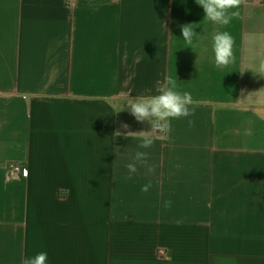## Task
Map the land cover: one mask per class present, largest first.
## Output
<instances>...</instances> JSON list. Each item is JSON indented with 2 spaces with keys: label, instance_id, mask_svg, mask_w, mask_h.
Returning a JSON list of instances; mask_svg holds the SVG:
<instances>
[{
  "label": "crops",
  "instance_id": "obj_1",
  "mask_svg": "<svg viewBox=\"0 0 264 264\" xmlns=\"http://www.w3.org/2000/svg\"><path fill=\"white\" fill-rule=\"evenodd\" d=\"M233 11L221 26L195 0H0V264H264V0ZM217 31L234 38L222 69ZM169 75L195 114L140 148L123 133L151 126L126 100ZM137 151L154 173H129Z\"/></svg>",
  "mask_w": 264,
  "mask_h": 264
},
{
  "label": "clouds",
  "instance_id": "obj_2",
  "mask_svg": "<svg viewBox=\"0 0 264 264\" xmlns=\"http://www.w3.org/2000/svg\"><path fill=\"white\" fill-rule=\"evenodd\" d=\"M195 2L203 8L205 20L226 26L239 16V12L233 11V9H238L242 0H195ZM192 25L185 24L181 26L182 37L188 45L193 44V37L197 35ZM212 41L216 67L222 69L233 63L235 57L233 54L234 38L232 35L227 31H217L213 35ZM259 73L264 74V62L260 64ZM177 89V80L169 75L163 83L157 82L158 94L151 96H129L126 102L130 114L137 122L143 123L147 121L151 128L149 131H126L123 133L124 138L139 139V147L148 149L153 145L154 139H164L172 131L171 120L194 116V109L189 107L193 104L191 93L186 91L181 93ZM121 110L123 109L121 108L119 111ZM194 123V120H188L189 127L194 126ZM122 127L128 129L129 125L125 123L122 124ZM113 135L117 137L122 135V133L117 131ZM131 159L133 162L126 165L129 173L137 172V164L145 166L149 173L155 172V167L148 164L147 152L137 151ZM151 188L152 183L149 181L147 184L141 186L140 191L146 193ZM164 207L166 209L171 208L172 201L166 200ZM177 223H180V221H177ZM47 262L48 253L46 251H40L34 256L23 260V264H47Z\"/></svg>",
  "mask_w": 264,
  "mask_h": 264
},
{
  "label": "built area",
  "instance_id": "obj_3",
  "mask_svg": "<svg viewBox=\"0 0 264 264\" xmlns=\"http://www.w3.org/2000/svg\"><path fill=\"white\" fill-rule=\"evenodd\" d=\"M8 168H9V174L11 176L26 177L28 174L27 169L23 168L19 163L16 162L9 163ZM159 254L164 255L166 254V251L160 250Z\"/></svg>",
  "mask_w": 264,
  "mask_h": 264
}]
</instances>
